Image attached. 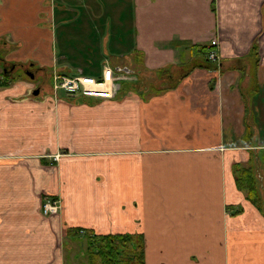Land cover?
Instances as JSON below:
<instances>
[{
    "label": "crops",
    "instance_id": "crops-1",
    "mask_svg": "<svg viewBox=\"0 0 264 264\" xmlns=\"http://www.w3.org/2000/svg\"><path fill=\"white\" fill-rule=\"evenodd\" d=\"M200 47L217 62L189 70ZM0 54L34 75L0 88V264H65L75 228L140 235L144 264H264L233 173L264 167L233 141L264 129V0H0ZM104 66L113 98L53 95Z\"/></svg>",
    "mask_w": 264,
    "mask_h": 264
},
{
    "label": "trees",
    "instance_id": "trees-1",
    "mask_svg": "<svg viewBox=\"0 0 264 264\" xmlns=\"http://www.w3.org/2000/svg\"><path fill=\"white\" fill-rule=\"evenodd\" d=\"M255 49V45L252 46ZM201 53L198 60L190 64V69L203 67L207 69L214 68V62L208 59L210 48L200 47ZM0 64H3L0 62ZM21 64L12 63L8 67L6 63L0 71V88L8 86L13 81L22 77L18 71L11 75L13 69ZM22 72V70H19ZM26 78V77H25ZM253 164L245 167L243 164L235 163L233 166L234 179L238 189L245 190L246 197L256 208L264 214L262 200L258 197L257 185L254 175ZM240 208L235 212H239ZM72 235H83L87 243L85 248L86 264H144L143 240L137 234H105L98 235L92 232L84 231L79 228L70 231Z\"/></svg>",
    "mask_w": 264,
    "mask_h": 264
},
{
    "label": "built area",
    "instance_id": "built-area-1",
    "mask_svg": "<svg viewBox=\"0 0 264 264\" xmlns=\"http://www.w3.org/2000/svg\"><path fill=\"white\" fill-rule=\"evenodd\" d=\"M207 57L210 61L217 62L218 55L216 50L211 49ZM128 79L126 75H117L108 66L103 67L100 77L83 74L65 76L55 73L52 76L51 91L54 96H57L62 91L68 96L82 94L89 97L109 99L114 97L116 89L119 87L118 82ZM60 207L59 198L45 196L42 200L41 211L45 215H51L57 213Z\"/></svg>",
    "mask_w": 264,
    "mask_h": 264
},
{
    "label": "rangeland",
    "instance_id": "rangeland-1",
    "mask_svg": "<svg viewBox=\"0 0 264 264\" xmlns=\"http://www.w3.org/2000/svg\"><path fill=\"white\" fill-rule=\"evenodd\" d=\"M2 53V52H1ZM1 55V54H0ZM19 72V74H21V75H23L24 77H26V79H30L29 77H28V75H26L25 73H23V72H20V71H18ZM30 72H33L32 70H30ZM15 75H16V73H15ZM126 83V82H125ZM119 85H121V83L120 82H118V86ZM127 85H129L130 87L132 86V84L131 83H127ZM37 88L40 90H42L43 88L40 86H37ZM132 88V87H131ZM65 94L62 92V91H60L59 92V96L60 97H62V96H64ZM234 142L235 141H237L236 143H238V142H240V143H255V142H257V143H259V142H264V129H260V132H259V134L258 135H254V134H252V135H250V136H247L246 137V139L245 140H236L235 138H234V140H233ZM262 157V156H261ZM254 163H255V160H254ZM260 164H261V162H260ZM255 169H256V166L254 167ZM262 167L260 166V169H261ZM262 170L264 171V167L262 168ZM260 171V170H259ZM258 171V174L260 175V177H262L261 178V181H260V177L258 176H256V178H257V180H258V182H257V195H258V197L259 196H261L260 195V189H259V187H260V184L262 185V187H264V177H263V171H260L259 172ZM255 174V173H254ZM240 191H242L243 193H244V191H246V189L245 190H241V189H239ZM69 243H71V245L70 246H68L67 248H66V250H65V252H66V254H65V257H64V263L65 264H84L85 263V259H86V256L83 254V253H85V248H86V245H85V242H78L77 240H74L73 242L71 241V240H69ZM84 262V263H83Z\"/></svg>",
    "mask_w": 264,
    "mask_h": 264
},
{
    "label": "water",
    "instance_id": "water-1",
    "mask_svg": "<svg viewBox=\"0 0 264 264\" xmlns=\"http://www.w3.org/2000/svg\"><path fill=\"white\" fill-rule=\"evenodd\" d=\"M26 74L29 76V78H31V79H33V78H34V75H33L32 73H30V72H27ZM38 92H39V89H38V88H36V89L33 91V95H37V94H38Z\"/></svg>",
    "mask_w": 264,
    "mask_h": 264
},
{
    "label": "flooded vegetation",
    "instance_id": "flooded-vegetation-1",
    "mask_svg": "<svg viewBox=\"0 0 264 264\" xmlns=\"http://www.w3.org/2000/svg\"><path fill=\"white\" fill-rule=\"evenodd\" d=\"M28 72V71H27Z\"/></svg>",
    "mask_w": 264,
    "mask_h": 264
}]
</instances>
